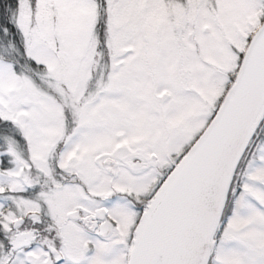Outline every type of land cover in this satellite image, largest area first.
<instances>
[{"label": "snow or ice", "instance_id": "obj_1", "mask_svg": "<svg viewBox=\"0 0 264 264\" xmlns=\"http://www.w3.org/2000/svg\"><path fill=\"white\" fill-rule=\"evenodd\" d=\"M0 264H264V0H0Z\"/></svg>", "mask_w": 264, "mask_h": 264}]
</instances>
